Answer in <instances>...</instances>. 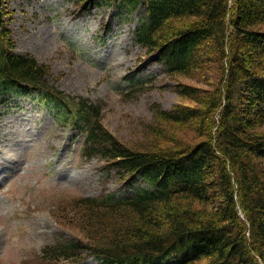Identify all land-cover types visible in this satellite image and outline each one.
I'll list each match as a JSON object with an SVG mask.
<instances>
[{
	"label": "trees",
	"instance_id": "1",
	"mask_svg": "<svg viewBox=\"0 0 264 264\" xmlns=\"http://www.w3.org/2000/svg\"><path fill=\"white\" fill-rule=\"evenodd\" d=\"M78 2L79 14L104 4L133 14L144 5L136 43L168 75H200L216 60L222 76L204 102L213 112L210 126L204 121L198 128L203 141L137 152L104 131L101 104L47 84L45 65L14 52L0 13V98L36 94L57 109L58 119L83 135L81 156L104 162L124 191L78 196L74 212L83 214L95 243L64 234L47 249L49 257L69 264L90 256L99 264H264V170L257 164L264 163V134L258 132L264 129V0ZM178 89L189 99L201 96ZM196 111L179 107L159 116L170 125L191 124L203 117ZM131 217L125 230L110 224ZM101 239L107 242H96Z\"/></svg>",
	"mask_w": 264,
	"mask_h": 264
},
{
	"label": "rangeland",
	"instance_id": "2",
	"mask_svg": "<svg viewBox=\"0 0 264 264\" xmlns=\"http://www.w3.org/2000/svg\"><path fill=\"white\" fill-rule=\"evenodd\" d=\"M79 7L78 0H0L1 25L16 54H29L45 65L47 84L101 104L100 123L115 143L143 152L154 145L165 151L185 141H203L198 128L204 121V126L211 124L213 111L204 102L220 83L218 61L200 75H168L149 49L136 43L144 5L133 14L106 4L79 14ZM126 76L135 77L136 86ZM183 86L201 96L197 101L181 96L178 87ZM179 107L196 109L203 117L183 125L160 118V112ZM57 114L36 95L0 101V264H69L49 257L47 249L64 234L95 243L83 214L74 212L77 197L122 187L102 168L104 162L81 156L83 136ZM258 132L263 135L264 129ZM257 164L264 170V163ZM113 219V228L123 230L134 220ZM101 240L96 242H107ZM94 259L85 264H98Z\"/></svg>",
	"mask_w": 264,
	"mask_h": 264
},
{
	"label": "bare ground",
	"instance_id": "3",
	"mask_svg": "<svg viewBox=\"0 0 264 264\" xmlns=\"http://www.w3.org/2000/svg\"><path fill=\"white\" fill-rule=\"evenodd\" d=\"M83 115H84V113H83ZM87 149V148H86ZM87 153V152H86ZM131 186V185H130Z\"/></svg>",
	"mask_w": 264,
	"mask_h": 264
}]
</instances>
